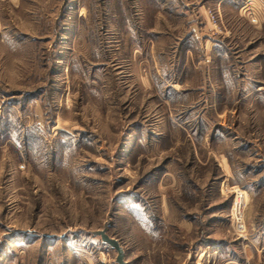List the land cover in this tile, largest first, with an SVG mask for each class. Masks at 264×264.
I'll list each match as a JSON object with an SVG mask.
<instances>
[{"label": "rangeland", "instance_id": "rangeland-1", "mask_svg": "<svg viewBox=\"0 0 264 264\" xmlns=\"http://www.w3.org/2000/svg\"><path fill=\"white\" fill-rule=\"evenodd\" d=\"M104 226L264 264V0H0V264L115 262Z\"/></svg>", "mask_w": 264, "mask_h": 264}, {"label": "water", "instance_id": "water-1", "mask_svg": "<svg viewBox=\"0 0 264 264\" xmlns=\"http://www.w3.org/2000/svg\"><path fill=\"white\" fill-rule=\"evenodd\" d=\"M95 235H98L100 237V240L102 243L109 245L111 248H113L116 251L115 256V262L116 264H125L126 262L123 260V249L121 245L119 244V241L111 237L106 232V226H104L102 229L97 230L94 232Z\"/></svg>", "mask_w": 264, "mask_h": 264}, {"label": "built area", "instance_id": "built-area-1", "mask_svg": "<svg viewBox=\"0 0 264 264\" xmlns=\"http://www.w3.org/2000/svg\"><path fill=\"white\" fill-rule=\"evenodd\" d=\"M209 16H210V18L211 19H213V21H215V17H214V15L213 14H209ZM234 204L233 205H236L235 203H236V201L235 202H233ZM109 264H115V262H110Z\"/></svg>", "mask_w": 264, "mask_h": 264}]
</instances>
